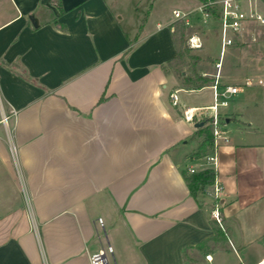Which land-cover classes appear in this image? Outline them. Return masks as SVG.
<instances>
[{
  "label": "crops",
  "instance_id": "0c3cea01",
  "mask_svg": "<svg viewBox=\"0 0 264 264\" xmlns=\"http://www.w3.org/2000/svg\"><path fill=\"white\" fill-rule=\"evenodd\" d=\"M155 1L0 0V264H90L107 243L109 264H264V72L196 155L214 88L168 68L180 19L152 17ZM193 1L173 9L191 26ZM203 90L210 102L179 94ZM191 167L215 182L192 193Z\"/></svg>",
  "mask_w": 264,
  "mask_h": 264
},
{
  "label": "rangeland",
  "instance_id": "374dc122",
  "mask_svg": "<svg viewBox=\"0 0 264 264\" xmlns=\"http://www.w3.org/2000/svg\"><path fill=\"white\" fill-rule=\"evenodd\" d=\"M154 2V0H150ZM193 0H158L155 1L152 17L161 20H171L175 16L173 9L178 8L186 10L191 8ZM251 3H256L259 9L264 13L263 0H251ZM192 4V5H191ZM248 7V1H246ZM219 10L220 4H215ZM198 10V8H197ZM192 33L200 35L203 45L200 48H192L188 44V38ZM220 37H219V20L215 17H208L207 21L198 20L193 26H189L185 30V35L182 41V47L190 48L189 54L201 55L203 58L197 64V68L207 72L213 76L217 70L215 67L216 60L220 59ZM186 50V49H184ZM186 54L187 62H191V58ZM210 57V58H209ZM185 73L191 72V65L182 64ZM257 72H264V25L250 24L244 35L238 37L234 44L230 45L223 57L222 74L229 78L231 84H243L246 77ZM181 80V79H180ZM182 82V81H181ZM189 103L194 102H210L211 94L209 91L203 90L199 93H183L180 91ZM229 97H227V100ZM226 108V107H223ZM222 109V108H221ZM226 114H222V118Z\"/></svg>",
  "mask_w": 264,
  "mask_h": 264
},
{
  "label": "built area",
  "instance_id": "2783aa9c",
  "mask_svg": "<svg viewBox=\"0 0 264 264\" xmlns=\"http://www.w3.org/2000/svg\"><path fill=\"white\" fill-rule=\"evenodd\" d=\"M246 1H248V7H246ZM216 3L220 4L219 7V37H220V59L216 61L215 67H216V74L215 76V82L212 85L214 88V99L213 103L208 106L204 107L206 109H210L211 113L209 114V117L212 120L213 124V136H214V142L217 141V138L222 136L223 129V118L221 114V108L228 106L229 101L227 100V97L229 94L237 93L239 90L238 85L234 84H227L223 88V90L219 91L218 87L221 83L222 78V65H223V57L227 50V48L234 44L236 39L242 35L245 34L247 28L250 26V24H259L264 25V13L259 9V6L254 3H251V0H217ZM201 11L203 13V21L206 22L208 17H213L209 11L206 9L205 5L202 4ZM174 15L178 19H182L185 21V23L188 26L192 25V20L190 16V12H184L181 10H174ZM188 44L192 48H200L203 45L202 38L200 35L196 33H192L188 38ZM260 83H262V78H255ZM254 78H248L246 80L247 84L252 83ZM171 97L173 99L174 104H178V95L177 91L171 93ZM199 110H202V107H187L183 110V117L188 121H194L195 117L197 116V113ZM12 114H16L15 110H12ZM9 118V115L2 114L1 120L5 123H7ZM12 153H16V147L12 144L11 146ZM207 159L209 161H214L216 163L217 156L216 154L207 156ZM192 172L195 171L193 167L190 168ZM216 194L218 195V192L221 191L222 186L219 184H216L215 186ZM214 216L218 220V222H221V216L218 209H215ZM99 224L101 227L104 228V221L102 218L98 219ZM114 253V248L110 243H107L106 245H102L99 249L93 251L90 253L89 259L90 264H107L109 263V256ZM207 259H211V255H206Z\"/></svg>",
  "mask_w": 264,
  "mask_h": 264
},
{
  "label": "trees",
  "instance_id": "16d2710c",
  "mask_svg": "<svg viewBox=\"0 0 264 264\" xmlns=\"http://www.w3.org/2000/svg\"><path fill=\"white\" fill-rule=\"evenodd\" d=\"M200 1L205 5L206 9L213 17H219V10L215 5L217 0ZM173 26L174 29L172 33L176 42L178 54L173 60H170L168 62V68L175 70L182 81L181 84L183 87L196 89L207 85H213L215 82V76H211L207 72L197 68V64L202 60L203 57L201 55L189 54L190 48L182 47L185 30L189 26L182 19L176 21ZM186 54H189L188 56L192 59L191 62H187L185 57ZM182 64L191 65L190 69L192 73H185L184 69L181 66ZM202 122L203 125L198 127L192 136H202V140L200 141L198 149L196 151V155L198 156L205 155L208 149H210L214 144V136L212 131L213 124L211 118H204ZM215 179L216 171L213 168H207L199 172H194L190 176H187V180L190 183L192 193H195L196 190L202 185L214 183Z\"/></svg>",
  "mask_w": 264,
  "mask_h": 264
},
{
  "label": "water",
  "instance_id": "95a60500",
  "mask_svg": "<svg viewBox=\"0 0 264 264\" xmlns=\"http://www.w3.org/2000/svg\"><path fill=\"white\" fill-rule=\"evenodd\" d=\"M202 125H203V122H199V123L195 124L196 127H199V126H202ZM107 264H109V263H107Z\"/></svg>",
  "mask_w": 264,
  "mask_h": 264
}]
</instances>
